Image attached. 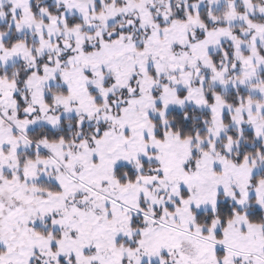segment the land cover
Wrapping results in <instances>:
<instances>
[{
    "label": "snow or ice",
    "instance_id": "6c2138e0",
    "mask_svg": "<svg viewBox=\"0 0 264 264\" xmlns=\"http://www.w3.org/2000/svg\"><path fill=\"white\" fill-rule=\"evenodd\" d=\"M0 264H264V0H0Z\"/></svg>",
    "mask_w": 264,
    "mask_h": 264
}]
</instances>
